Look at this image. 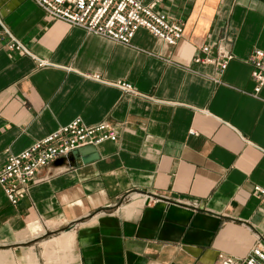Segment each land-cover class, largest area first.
Segmentation results:
<instances>
[{
  "label": "crops",
  "instance_id": "crops-1",
  "mask_svg": "<svg viewBox=\"0 0 264 264\" xmlns=\"http://www.w3.org/2000/svg\"><path fill=\"white\" fill-rule=\"evenodd\" d=\"M159 9L184 26L175 46L145 29L117 44L34 0H0L8 29L47 62L0 46V169L76 119L118 135L94 161L42 168L16 206L0 186L1 264H216L264 241L253 193L264 188V86L254 94L248 62L264 50V0ZM205 45L232 53L224 73L194 62ZM52 238L65 246L45 248Z\"/></svg>",
  "mask_w": 264,
  "mask_h": 264
},
{
  "label": "built area",
  "instance_id": "built-area-1",
  "mask_svg": "<svg viewBox=\"0 0 264 264\" xmlns=\"http://www.w3.org/2000/svg\"><path fill=\"white\" fill-rule=\"evenodd\" d=\"M48 18L61 20L72 27L85 30L111 42L131 46L140 29L147 30L154 37L170 46H175L184 34L181 22L170 19L160 11L165 0H34ZM0 46L21 55L38 60L39 66L47 64L36 58L28 47L8 29L0 18ZM212 47L200 48L201 55L194 58L199 64H213L222 74L233 59L231 52L219 46L217 56L211 57ZM251 77L255 82L254 94L258 95L264 86V50L255 49L248 57ZM121 89L135 94L128 83H121ZM117 131L109 123L102 122L88 126L76 119L60 127L46 138L34 142L18 155H10L0 169V186L11 205H18L27 195L29 186L38 172L58 159L67 158L74 151L85 147H96L106 141L116 142ZM254 196L264 201V188L255 186ZM148 199V197H147ZM216 264H264V241L258 240L249 254L243 258L220 253Z\"/></svg>",
  "mask_w": 264,
  "mask_h": 264
},
{
  "label": "water",
  "instance_id": "water-1",
  "mask_svg": "<svg viewBox=\"0 0 264 264\" xmlns=\"http://www.w3.org/2000/svg\"><path fill=\"white\" fill-rule=\"evenodd\" d=\"M79 157L83 163L96 160L98 158L96 147L90 146L74 151L67 158L58 159L55 164L63 165L66 163V161L74 162Z\"/></svg>",
  "mask_w": 264,
  "mask_h": 264
},
{
  "label": "bare ground",
  "instance_id": "bare-ground-1",
  "mask_svg": "<svg viewBox=\"0 0 264 264\" xmlns=\"http://www.w3.org/2000/svg\"><path fill=\"white\" fill-rule=\"evenodd\" d=\"M67 233H69V232H67ZM65 236H66V235H65ZM67 237H68V236H67ZM70 237H71V235H70ZM59 238H60V237H59ZM68 238H69V237H68ZM65 240H66V239H65ZM50 241H51V240H50ZM63 241H64V240H63ZM63 243H64V242H63ZM66 243H67V241H66ZM52 245H55V246L58 245V246H60L61 248L65 246L64 244H63L64 246H61V245H62L61 240L56 239V238H55V239L52 238V241H51V242H48V243H45V244H44L45 248L50 247V246H52ZM60 247H59V248H60ZM67 247H68V246H67ZM66 250H67V249H66Z\"/></svg>",
  "mask_w": 264,
  "mask_h": 264
},
{
  "label": "rangeland",
  "instance_id": "rangeland-1",
  "mask_svg": "<svg viewBox=\"0 0 264 264\" xmlns=\"http://www.w3.org/2000/svg\"><path fill=\"white\" fill-rule=\"evenodd\" d=\"M52 246H53V245H52ZM52 246H50V247H52ZM50 247H47V249L50 248ZM0 264H1V263H0ZM4 264H5V263H4Z\"/></svg>",
  "mask_w": 264,
  "mask_h": 264
}]
</instances>
